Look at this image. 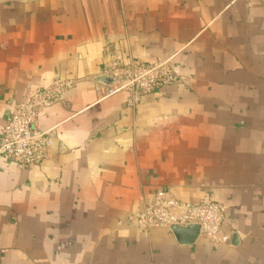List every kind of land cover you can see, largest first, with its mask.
<instances>
[{
  "label": "crops",
  "instance_id": "obj_1",
  "mask_svg": "<svg viewBox=\"0 0 264 264\" xmlns=\"http://www.w3.org/2000/svg\"><path fill=\"white\" fill-rule=\"evenodd\" d=\"M169 57L177 82L108 95L111 62ZM56 78L47 157L0 155V264H264V0H0V140ZM157 191L219 203L228 242L139 228Z\"/></svg>",
  "mask_w": 264,
  "mask_h": 264
},
{
  "label": "built area",
  "instance_id": "obj_2",
  "mask_svg": "<svg viewBox=\"0 0 264 264\" xmlns=\"http://www.w3.org/2000/svg\"><path fill=\"white\" fill-rule=\"evenodd\" d=\"M106 74L113 79L108 95L126 90L130 94L128 104L133 106L141 96L179 80L172 57L152 63L134 59L127 63L113 61L107 66ZM69 86L70 81L56 78L27 100L15 102L1 132L0 155L18 166H31L44 160L55 133L53 128L37 129V120L42 111L60 100ZM223 220L221 205L214 200L182 202L168 191H157L152 202L135 215V224L143 230L197 225L201 237L216 243L228 242V236L222 231Z\"/></svg>",
  "mask_w": 264,
  "mask_h": 264
},
{
  "label": "water",
  "instance_id": "obj_3",
  "mask_svg": "<svg viewBox=\"0 0 264 264\" xmlns=\"http://www.w3.org/2000/svg\"><path fill=\"white\" fill-rule=\"evenodd\" d=\"M101 80H104L108 84L113 81L111 77H106V76L102 77ZM171 230L177 237H182L183 235L190 236L189 239L190 241H192L194 238L197 237L199 233V226L197 225H190L187 227L174 226L171 228Z\"/></svg>",
  "mask_w": 264,
  "mask_h": 264
}]
</instances>
